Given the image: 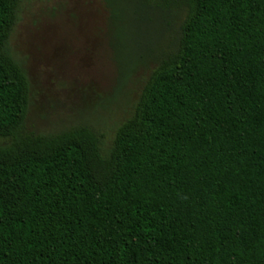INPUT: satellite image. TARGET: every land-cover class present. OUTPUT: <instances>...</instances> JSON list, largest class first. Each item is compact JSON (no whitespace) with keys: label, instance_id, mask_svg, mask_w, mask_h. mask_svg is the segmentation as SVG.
I'll return each mask as SVG.
<instances>
[{"label":"trees","instance_id":"obj_1","mask_svg":"<svg viewBox=\"0 0 264 264\" xmlns=\"http://www.w3.org/2000/svg\"><path fill=\"white\" fill-rule=\"evenodd\" d=\"M0 0V264H264V0H102L125 78L154 64L107 147L28 130Z\"/></svg>","mask_w":264,"mask_h":264},{"label":"rangeland","instance_id":"obj_2","mask_svg":"<svg viewBox=\"0 0 264 264\" xmlns=\"http://www.w3.org/2000/svg\"><path fill=\"white\" fill-rule=\"evenodd\" d=\"M11 48L31 82L28 130L52 133L87 120L103 126L107 147L155 67L125 78L102 0L25 2Z\"/></svg>","mask_w":264,"mask_h":264}]
</instances>
